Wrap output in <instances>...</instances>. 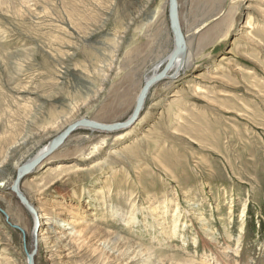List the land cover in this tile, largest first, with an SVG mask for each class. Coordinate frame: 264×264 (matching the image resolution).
<instances>
[{
    "label": "rangeland",
    "instance_id": "374dc122",
    "mask_svg": "<svg viewBox=\"0 0 264 264\" xmlns=\"http://www.w3.org/2000/svg\"><path fill=\"white\" fill-rule=\"evenodd\" d=\"M177 2L190 66L152 87L133 126L75 131L21 182L56 243L35 264H264V0ZM165 4L0 0V264L30 249L17 167L72 121L128 119L171 48L167 10L151 19Z\"/></svg>",
    "mask_w": 264,
    "mask_h": 264
},
{
    "label": "bare ground",
    "instance_id": "6f19581e",
    "mask_svg": "<svg viewBox=\"0 0 264 264\" xmlns=\"http://www.w3.org/2000/svg\"><path fill=\"white\" fill-rule=\"evenodd\" d=\"M167 4H168V0H166V4L165 5H162V7H161V9H162V12L160 13V14H158V19L156 18V16L154 15L151 19H153L154 18V20H159V19H161V14H163V11L166 9L167 10ZM159 11H160V9H159ZM158 11H156V13H157ZM179 15V14H178ZM156 18V19H155ZM178 18H179V16H178ZM179 24H180V22H179ZM181 28V27H180ZM170 31V30H169ZM182 31V30H181ZM157 36V35H156ZM170 40H171V48H170V50L168 51V53L162 58V59H160V60H158V61H156V63H155V65L152 67V70H151V73L150 74H148L147 76H148V78L146 77L145 79H144V81L143 82H145L146 80H148L150 77H152L153 75H155V74H157L158 72H160L162 69H163V67L165 66V64L167 63V61H168V58H169V56H170V54H171V52H172V50H173V48H174V43H173V37L171 36V38H170ZM185 42V56L183 57V58H179L178 60H177V62L174 64V66H173V68H172V70L167 74V76H166V78L164 79V80H169V81H173V80H177L178 78H179V76H180V74H181V72L182 71H184L185 70V68L186 67H189L190 66V63H191V58H190V54H189V52H188V46H187V43H186V41H184ZM163 81V80H162ZM144 84V83H143ZM143 86V85H142ZM142 88V87H141ZM152 89V88H151ZM150 89V90H151ZM149 94V93H148ZM137 98V97H136ZM136 101V100H135ZM135 106V105H134ZM143 107H144V104L142 105V109H141V111L139 112V114H138V116H137V119L135 120V122L133 123V124H131L128 128H130L131 126H133L138 120H139V118H140V114H141V112L143 111ZM133 110H134V108H133ZM133 112V111H132ZM132 114V113H131ZM131 116V115H130ZM129 116V117H130ZM128 117V118H129ZM81 119H86V118H80V119H77V120H81ZM77 120H75V121H77ZM88 120H90V119H88ZM75 121H72L71 123H69L58 135H60L69 125H71L72 123H74ZM90 121H94V120H90ZM94 122H96V121H94ZM96 123H98V124H101V123H99V122H96ZM120 123H122V122H120ZM111 124H113V123H111ZM106 125V124H105ZM126 129V128H125ZM78 130H88V131H91V132H100V133H107V134H112V133H114V132H117V131H114V132H102V131H96V130H92V129H86V128H82V129H78ZM78 130H75V131H78ZM123 130V129H122ZM74 131V132H75ZM73 134V133H72ZM57 135V136H58ZM56 136V137H57ZM55 137V138H56ZM23 139H26V137H24V138H21L20 140H23ZM54 139V138H53ZM52 139V140H53ZM68 139V138H67ZM66 139V140H67ZM52 140L47 144V145H45L44 147H42L41 149H39L31 158H29L26 162H24V163H22V164H20L18 167H17V170L19 169V167H21L22 165H24V164H28V163H30L31 161H33V160H35L40 154H42L43 152H45L48 148H49V146H50V144H51V142H52ZM66 140L63 142V144L59 147V148H61L63 145H64V143L66 142ZM58 148V149H59ZM57 149V150H58ZM56 150V151H57ZM56 151H54L52 154H54ZM51 154V155H52ZM50 155V156H51ZM50 156H48V157H46L42 162H44L47 158H49ZM42 162L39 164V165H37L36 166V168L34 169V170H32L31 171V173H29L28 175H26V176H24V177H22V179H21V181L18 183V186H16V188H17V191H18V193L22 196V197H24L25 198V200L27 201V203H28V206L30 207V208H32V210L33 211H30V209H28L24 204H21L20 202H19V200L17 199V197H16V194H14L13 192H12V187H13V184H14V181H15V177H16V172H17V170H16V172H15V176H14V179H13V181L11 182V184L9 185V188H8V191L13 195V197H15L16 199H17V201L21 204V206L26 210V212L30 215V217H31V219L33 220V225H32V230H31V241H30V249L27 251V249H26V259H25V264H28V261H29V258H28V256L29 255H31V253H33V250H34V248H36V252H37V245L41 242V241H46L47 242V245H51V247L52 248H54V246L56 245V243H54L53 242V238H52V235H50L51 233H44V231H47V229H46V227L47 226H49V221L51 220V217H49L48 216V214H43V213H41V211L40 210H35L34 208H33V205L32 204H30V202L27 200V198L24 196V194L22 193V191L20 190V185H21V182L25 179V177H27V176H29L30 174H32L33 172H35L36 171V169H38L39 167H40V165L42 164ZM4 166H3V164H1L0 165V171H1V169L3 168ZM95 200V199H94ZM101 203V201L100 200H98V199H96L95 200V203L94 204H100ZM104 203V202H103ZM171 206H173V204H171ZM244 211H246V209L244 210ZM1 212V211H0ZM149 212H151V213H154V209L152 208V207H149ZM2 214H4L5 216H4V218L6 219V217H7V221L9 222V217H8V215L7 214H5L4 212H1ZM121 214L120 213H114V214H111V217H110V220H112V221H115V220H118V219H120V218H124L123 216H120ZM245 215H246V212H245ZM245 215H244V218H245ZM116 216H118L119 218H117ZM131 215H129L128 217H130ZM136 218L135 217H132L131 218V222H134V220H135ZM83 221H81V223H82ZM65 223H66V225H68V226H73V225H75L76 224V221H75V219L74 218H70L69 220H67V221H65ZM174 225L176 226L177 225V222H174ZM36 226V228H37V232L35 233V236H34V232H33V230H34V227ZM17 227V226H16ZM20 229V228H19ZM16 230V229H15ZM21 231H23V230H21ZM33 232V233H32ZM80 233H82V232H79V233H77L76 232V234H78V236H80ZM83 236V235H82ZM72 239V238H71ZM73 240V239H72ZM113 245L111 246V250H114V248L116 249V251H118V252H120V253H122V252H124L125 250L127 251V250H130V249H134V247L132 246L133 244L132 243H130V242H127V241H125L124 239H113ZM35 246V247H34ZM139 248V247H138ZM141 250V252H143V251H145L144 249H140ZM140 252V251H139ZM210 252V251H209ZM138 253V252H137ZM35 256H36V253H35V255H34V258H35ZM205 257L207 258L206 260H209V264H217L216 262H218V259L217 258H210L211 257V254L209 253V254H207V255H205ZM34 258H33V264H35V260H34ZM164 261H166L167 263H169V264H179V262H181L182 260L181 259H179V258H177V257H165V258H163L162 259V262L164 263ZM211 261H212V263H211ZM216 261V262H215Z\"/></svg>",
    "mask_w": 264,
    "mask_h": 264
},
{
    "label": "water",
    "instance_id": "95a60500",
    "mask_svg": "<svg viewBox=\"0 0 264 264\" xmlns=\"http://www.w3.org/2000/svg\"><path fill=\"white\" fill-rule=\"evenodd\" d=\"M167 17H168L169 30L173 37L174 48L168 58L167 63L163 67V69L144 82L142 88L140 89L137 95L134 110L131 116L122 123H113V124L105 125V124H98L88 119H81L69 125L60 135H58L56 138L52 140L49 148L45 152L40 154L35 160L31 161L30 163L22 165L17 170L15 181L12 187V192L16 194V197L21 204H24L27 208L29 207L25 198L22 197L18 193L17 188H16V186H18V183L21 181L22 177L31 173V171L34 170L36 166L39 165L46 157L50 156L54 151H56L75 130L86 128V129H92V130L102 131V132H114V131H120L122 129L128 128L131 124L135 122L139 112L142 109V105L144 104L150 89L154 85L164 80L167 74L172 70L177 60L185 56V42H184L185 38L183 36V33L180 28V24H179L177 0H168ZM28 209H30V211H33L32 208L30 207ZM11 227L13 229L21 231L15 225H11ZM33 232L35 236V233L37 232L36 226L34 227ZM35 253H36V248H34L33 253H31V255L28 256L29 258L28 264H33L32 262H33Z\"/></svg>",
    "mask_w": 264,
    "mask_h": 264
}]
</instances>
